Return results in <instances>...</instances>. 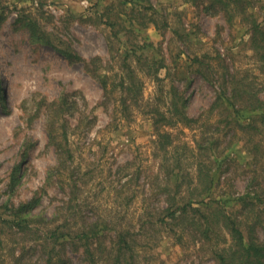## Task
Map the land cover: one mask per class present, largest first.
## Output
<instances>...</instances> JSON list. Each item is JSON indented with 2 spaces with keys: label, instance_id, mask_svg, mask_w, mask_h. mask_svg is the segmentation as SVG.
<instances>
[{
  "label": "rangeland",
  "instance_id": "rangeland-1",
  "mask_svg": "<svg viewBox=\"0 0 264 264\" xmlns=\"http://www.w3.org/2000/svg\"><path fill=\"white\" fill-rule=\"evenodd\" d=\"M0 16L6 18L0 25V215L7 202H32L30 214L41 222L18 234L0 231V264H46L38 233L58 208H64L62 226L71 224L65 233L98 223L110 243L111 228L130 230L145 264H218L210 244L198 243L190 230L174 235L160 222L167 195L153 112L169 106L176 85L188 99V115L200 122L168 130L180 150L206 138L217 142L210 153L221 155L213 168L222 175L217 195L264 188V124L250 133L234 123L237 113L223 106L208 112L226 68L246 92L264 99V63L246 23L230 25L189 0H0ZM29 19L77 57L33 40L24 26ZM138 56L147 67L157 61L152 72ZM131 71L140 81V93L132 91L139 100L124 112L122 81ZM96 73L109 79L110 95ZM66 95L78 103L67 113L69 162L58 158L48 132L50 103ZM241 115V124L248 123L251 114ZM84 244L70 245L69 264H90Z\"/></svg>",
  "mask_w": 264,
  "mask_h": 264
},
{
  "label": "trees",
  "instance_id": "trees-1",
  "mask_svg": "<svg viewBox=\"0 0 264 264\" xmlns=\"http://www.w3.org/2000/svg\"><path fill=\"white\" fill-rule=\"evenodd\" d=\"M133 1L128 0L130 3ZM189 1L206 5V8L214 14H222L230 25H233L236 19L245 22L249 27L251 48L258 59L264 63V18L260 20L261 15L264 17V0ZM5 19L4 16H0V25ZM24 26L30 30L33 40L50 43L69 60L77 57V53L70 46L61 48L51 34L50 40L48 34H40V26L34 21L29 19ZM133 54L137 55L136 52ZM97 60L98 58L94 59V65ZM136 60L147 67L141 56H138ZM156 62L152 61L147 67L150 72L157 64ZM161 67L163 66L157 67L156 70H160ZM226 70L227 73L222 76V80H218L220 84H218L217 98L208 112L213 113L216 108L223 106L228 113H237L238 118L234 123L238 126L242 125L248 132L253 131L257 134L259 124H264V99L257 94L246 92L245 86L240 82L241 79L232 73L230 68ZM94 77L104 87L106 96L110 95L109 79L98 73L94 74ZM215 81L218 82L217 79ZM122 87L126 89V94L120 96L119 101L122 111L125 112L129 110L133 102L138 104V95L132 94V91L136 94L140 93L141 85L131 71L122 81ZM171 96V102L169 106L167 104L165 110L156 108L153 112L154 127L158 133L156 144L160 150L157 156L160 159V171L165 178L164 189L167 195L166 206L162 212L164 215L160 222L171 226L174 235L178 230L182 232L190 230L198 243L210 244L214 248V259L218 264H264V236L261 235V231L264 232V188L252 189L239 196L236 192L217 195L222 175L215 173L213 168L221 155L216 154L218 150L210 154L214 151V145L217 142L206 138L198 142L197 146L181 147L182 150H180L168 128L179 124L191 126L193 123H199L200 118H191L188 115V99L176 85L171 88ZM76 104L78 103L72 101L67 95L50 103L48 115L50 143L55 146L58 158L64 162H69V159L73 158L72 145L68 139L67 113L71 110L70 107ZM245 113L251 114V118H248V123L241 124L246 120L241 114ZM204 124L205 122L202 123ZM161 128H165L163 133ZM231 147L232 145L229 146ZM191 153L199 155L192 158ZM188 167H194V169L188 172ZM73 201L66 203L68 209L71 208ZM31 208L32 202L19 206L10 202L4 204L2 216L8 218H2L0 215L2 225L0 231H3L1 233H6L7 236L12 233L18 234V232L30 231L29 226L32 222L40 224L37 216L30 214ZM63 209L58 208L50 218L49 224L43 222V228L39 229L38 234H41L39 237L44 240L46 264H69L65 252L67 253L70 245L82 242L85 243L83 254L90 264H145L139 259L137 241L130 230L121 231L111 228L110 232L114 233V237H110V243H107V234L101 228L103 226L98 223L80 228L76 230L77 232L68 228V232L65 233L71 224L62 226L60 213ZM45 220L47 219L44 218ZM108 227L107 225L106 228L109 230ZM18 263L21 261L19 260ZM146 264L149 263L146 262Z\"/></svg>",
  "mask_w": 264,
  "mask_h": 264
},
{
  "label": "bare ground",
  "instance_id": "bare-ground-1",
  "mask_svg": "<svg viewBox=\"0 0 264 264\" xmlns=\"http://www.w3.org/2000/svg\"><path fill=\"white\" fill-rule=\"evenodd\" d=\"M7 75V74H6ZM5 77V76H4Z\"/></svg>",
  "mask_w": 264,
  "mask_h": 264
}]
</instances>
